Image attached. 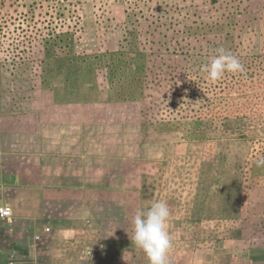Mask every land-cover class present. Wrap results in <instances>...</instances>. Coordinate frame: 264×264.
<instances>
[{"label": "rangeland", "instance_id": "rangeland-1", "mask_svg": "<svg viewBox=\"0 0 264 264\" xmlns=\"http://www.w3.org/2000/svg\"><path fill=\"white\" fill-rule=\"evenodd\" d=\"M220 47L244 72L213 83L203 66ZM251 71L264 80V0H0V117L124 104L174 145L172 174L184 166L208 208L264 227V90L248 88Z\"/></svg>", "mask_w": 264, "mask_h": 264}, {"label": "crops", "instance_id": "crops-1", "mask_svg": "<svg viewBox=\"0 0 264 264\" xmlns=\"http://www.w3.org/2000/svg\"><path fill=\"white\" fill-rule=\"evenodd\" d=\"M122 105L0 117V205L12 210L0 264H148L132 217L157 200L170 209V264H264V227L208 208L184 166L172 174L174 145Z\"/></svg>", "mask_w": 264, "mask_h": 264}, {"label": "clouds", "instance_id": "clouds-1", "mask_svg": "<svg viewBox=\"0 0 264 264\" xmlns=\"http://www.w3.org/2000/svg\"><path fill=\"white\" fill-rule=\"evenodd\" d=\"M209 63L203 66L210 82L222 79L225 73H243L244 66L230 51L220 47ZM264 166V158L256 161ZM170 209L166 201L157 200L145 208L138 209L132 217V243L144 252L148 264H170L168 253L172 239L167 230Z\"/></svg>", "mask_w": 264, "mask_h": 264}, {"label": "trees", "instance_id": "trees-1", "mask_svg": "<svg viewBox=\"0 0 264 264\" xmlns=\"http://www.w3.org/2000/svg\"><path fill=\"white\" fill-rule=\"evenodd\" d=\"M254 74H255V72H253V71L250 72V76H249V80H248V81H250V84H247L248 88L255 86V88H257V89L262 88V90H264V80H262V79L260 80ZM240 78H241V83L246 82L245 80L242 79L243 76H240ZM235 119H238V116H235L234 118H232V116H225L223 122L225 125H229V123Z\"/></svg>", "mask_w": 264, "mask_h": 264}, {"label": "built area", "instance_id": "built-area-1", "mask_svg": "<svg viewBox=\"0 0 264 264\" xmlns=\"http://www.w3.org/2000/svg\"><path fill=\"white\" fill-rule=\"evenodd\" d=\"M11 213L12 210L8 205H0V218L10 217ZM11 255L14 256L15 253L13 252Z\"/></svg>", "mask_w": 264, "mask_h": 264}]
</instances>
